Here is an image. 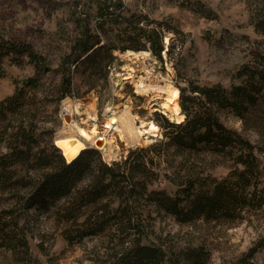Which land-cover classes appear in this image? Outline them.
<instances>
[{
	"label": "trees",
	"instance_id": "obj_1",
	"mask_svg": "<svg viewBox=\"0 0 264 264\" xmlns=\"http://www.w3.org/2000/svg\"><path fill=\"white\" fill-rule=\"evenodd\" d=\"M90 2L97 8V18L93 26L88 17L76 19L79 36L74 38L70 53L62 57L58 67L61 80L50 92L56 95L58 103L74 92L68 68L73 57L76 69L80 64L86 65L90 90L96 86L91 81L92 74L98 73L107 81V72L116 59L113 51L149 50L162 60V53L171 56L176 46L175 39L170 38L164 48L166 35L183 34L166 21H155L146 15L125 16L122 0ZM192 9L210 16L211 11L201 2H196ZM253 22L264 34V16ZM178 42L181 47L184 40ZM4 56H26L37 73L46 69L45 57L27 44L1 41L0 66ZM239 74L248 77V85L227 90L221 85L176 84L184 119L177 123L158 114L161 123L157 125L164 130V139L149 147H135L110 164L94 148L84 149L69 163L55 145L40 148L38 138L49 131H39V109L24 108L23 92L1 102L0 124L7 118V111L18 123L6 124L2 129L6 133L8 126L12 128L7 138L10 153L0 157V191L10 193L12 205L0 211V264H13L3 256L5 252L12 253L16 264H26L31 258L24 231H31L33 223L39 220L29 214L32 210L59 229L69 245L91 243L86 264H206L210 253L203 242L190 239L179 245L166 242L170 239L167 236L151 237L155 234L153 212L158 216L172 215L181 224L197 228L199 222L238 221L246 210L263 205L264 188L251 182L261 172L258 147L219 118L222 111L231 110L245 119L257 103L255 95L264 84V73L244 66ZM37 82L36 77H31L23 83L24 87L36 88ZM217 160L224 164L233 161L230 175L222 181L213 180L206 171L214 168ZM17 162L34 167L36 173L16 179L10 168ZM162 162L172 192L159 186ZM43 241L39 243L41 248ZM254 253L250 249L239 260L225 264H253Z\"/></svg>",
	"mask_w": 264,
	"mask_h": 264
},
{
	"label": "rangeland",
	"instance_id": "obj_2",
	"mask_svg": "<svg viewBox=\"0 0 264 264\" xmlns=\"http://www.w3.org/2000/svg\"><path fill=\"white\" fill-rule=\"evenodd\" d=\"M122 1L125 16L146 15L155 21H166L183 33V36L173 32L166 35L165 49L171 42L170 38L175 39L176 46L172 55L168 56L164 52L160 60L147 50L148 55L131 59L120 51H113L116 59L109 73L107 72V81L98 73L92 74L91 81L96 86L90 90L86 65L80 64L76 69L73 57L68 63V68L74 81V92L58 103L56 95L50 93L53 86L61 80L58 67L64 54L70 53L74 38L79 36L80 29L76 25V19L88 17L92 26L94 25L97 18L95 4L90 0H0V42L15 41L27 44L47 60L46 69H42L40 73H37L36 67L26 56L21 59L4 56L0 66V103L18 92H23L24 108L39 109V131H49L42 133L38 138L40 148L47 149L50 145H55L60 136L66 134L70 121L64 107L67 103L79 104V112L73 113L72 116L86 130L96 127V139L105 138L104 126L109 118L124 112L134 119L136 126H141V123L146 126L150 121L159 125L161 119L158 114L163 113L176 122L162 107V92L154 88L137 92L135 81L139 76L146 77L152 84L169 81L174 86L177 84L187 87L192 82L199 86L221 85L228 90L233 86L248 85V77L239 74L244 66L248 67V70L264 73V34L255 28L253 22L264 16V0ZM196 2H201L205 9L210 10V16L193 10L192 6ZM180 39L184 40L181 47L178 42ZM126 76L131 78L126 79ZM31 77L38 79L37 87H24L23 82ZM259 89V93L255 95L257 103L245 119H241L231 110L222 111L219 118L225 126L258 147L256 155L261 172L254 175L251 182L261 189L264 188V84L259 86ZM177 102L179 103V99ZM16 119L7 111V118L0 124V157L10 153L7 138L12 128L8 126L6 133L2 129L6 124L17 125ZM159 129L160 140H163L164 130ZM63 139L75 138L65 136ZM111 139V154L110 151L98 149L100 147L94 148L100 151L103 159L109 164L125 157L128 151L136 146L145 147L138 145L141 143L139 138L127 135L121 139L113 133ZM80 141L87 143L81 137ZM36 152L37 149L33 150V154ZM164 166L165 163L162 162L159 186L172 192V186L164 177L167 173ZM232 166V160L225 161V164L217 160L215 167L206 171L213 180L222 181L228 178ZM10 169L16 179L25 174L33 176L36 173L34 167H27L20 162L12 165ZM11 202L10 193L7 190L0 191V211L9 208ZM29 214L38 216L39 220L33 223L31 231H24L31 254L26 264L89 262L87 255L91 243L83 246L69 245L59 229H55L51 222L46 223L44 216L34 210ZM242 216L238 221H222L220 224L199 222V226L194 228L181 224L172 215L158 216L153 212L152 227L155 234L150 236L155 239L167 236L170 239L166 242L172 241L179 245H184L190 239L198 243L203 242L210 253L206 264L235 262L250 249L255 252L251 262L264 264V202L261 208L248 209ZM23 224L24 218H21L19 225L22 227ZM18 231L21 235L22 231ZM42 240L44 245L41 248L39 243ZM3 256L13 264L16 261L11 252H5Z\"/></svg>",
	"mask_w": 264,
	"mask_h": 264
},
{
	"label": "bare ground",
	"instance_id": "obj_3",
	"mask_svg": "<svg viewBox=\"0 0 264 264\" xmlns=\"http://www.w3.org/2000/svg\"><path fill=\"white\" fill-rule=\"evenodd\" d=\"M123 54L127 58L135 59L139 55H148V52L126 51ZM130 78V76H126V79ZM135 83L137 92H145L150 88H154L162 92L164 95V99L162 102L163 109L168 111L170 115L174 117L177 123L181 122L184 119V114L181 112V108L179 106V103L177 102L179 97V90L174 85L169 83V81H165L164 83L152 84L148 82L146 77L139 76L136 78ZM64 107L66 108L68 115L70 116V121L67 124L68 129L66 130V134H62L60 136V139H58L55 144L57 145V148L59 147L58 149H60L62 155L64 156V159H66L67 162H71L82 149H86L89 147H100L98 149L110 151L111 154V137L113 133H116L117 136L121 139L126 135L132 138H139L138 140H141V143H138V145H142L145 147H149L153 143L159 141L161 138V135L159 134L160 129L155 122L150 121L146 126H144V124L142 123L141 126H136L134 119L130 118L127 112H124L118 116L115 115L109 118L105 122V138H99L102 139V141L101 145L97 146L96 144L98 139H96V137L98 135V130L96 129V127L93 126L89 130H86L72 116L73 113L77 114L79 112V104L67 103L64 105ZM88 114L91 115L92 113L89 112ZM91 118L94 119L92 115ZM65 136L75 139H63ZM80 137L83 138V140L87 142L86 144L89 145L82 143L80 141Z\"/></svg>",
	"mask_w": 264,
	"mask_h": 264
},
{
	"label": "water",
	"instance_id": "obj_4",
	"mask_svg": "<svg viewBox=\"0 0 264 264\" xmlns=\"http://www.w3.org/2000/svg\"><path fill=\"white\" fill-rule=\"evenodd\" d=\"M163 114H164V113H163ZM164 115L167 116V114H164ZM68 118H69V117H68ZM168 118H169V117H168ZM169 120H170V121H173L172 119H169ZM101 141H102V139H98L96 145H97V146H98V145H101ZM55 145H56V144H55ZM56 147H57V145H56ZM58 148H59V147H58ZM89 148H96V147H89ZM86 149H87V148H86ZM83 150H84V149H82V150L79 152V154H80ZM79 154H78L74 159H76V158L79 156ZM74 159H73V160H74ZM111 161H112V160H111ZM67 163H69V162H67Z\"/></svg>",
	"mask_w": 264,
	"mask_h": 264
},
{
	"label": "built area",
	"instance_id": "obj_5",
	"mask_svg": "<svg viewBox=\"0 0 264 264\" xmlns=\"http://www.w3.org/2000/svg\"><path fill=\"white\" fill-rule=\"evenodd\" d=\"M60 115H62V110H61V113H60Z\"/></svg>",
	"mask_w": 264,
	"mask_h": 264
}]
</instances>
